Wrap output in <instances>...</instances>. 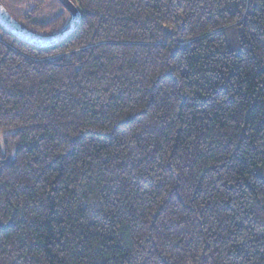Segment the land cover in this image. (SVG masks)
Wrapping results in <instances>:
<instances>
[{"label":"trees","instance_id":"trees-1","mask_svg":"<svg viewBox=\"0 0 264 264\" xmlns=\"http://www.w3.org/2000/svg\"><path fill=\"white\" fill-rule=\"evenodd\" d=\"M72 1L0 24V264H264V0Z\"/></svg>","mask_w":264,"mask_h":264},{"label":"water","instance_id":"water-1","mask_svg":"<svg viewBox=\"0 0 264 264\" xmlns=\"http://www.w3.org/2000/svg\"><path fill=\"white\" fill-rule=\"evenodd\" d=\"M70 13V20L58 32L50 35L39 34L20 23L0 0V24L20 40L40 48H47L63 41L79 25L81 12L72 0H58Z\"/></svg>","mask_w":264,"mask_h":264},{"label":"rangeland","instance_id":"rangeland-1","mask_svg":"<svg viewBox=\"0 0 264 264\" xmlns=\"http://www.w3.org/2000/svg\"><path fill=\"white\" fill-rule=\"evenodd\" d=\"M1 2L20 23L29 26L32 31L35 30L34 26L25 21L23 15L26 10L36 6L38 0H1ZM64 11L68 10L58 0H44L43 4L39 6L34 19L38 21L47 20Z\"/></svg>","mask_w":264,"mask_h":264}]
</instances>
